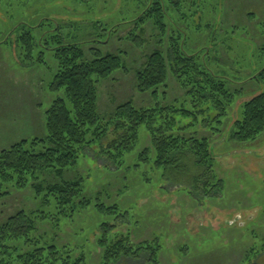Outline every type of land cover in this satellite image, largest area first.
<instances>
[{
	"label": "rangeland",
	"instance_id": "1",
	"mask_svg": "<svg viewBox=\"0 0 264 264\" xmlns=\"http://www.w3.org/2000/svg\"><path fill=\"white\" fill-rule=\"evenodd\" d=\"M136 1L12 2L0 6V36L4 38L19 20L34 23L50 18L58 22L62 33L74 32L76 38L87 42V58L92 57L90 48L101 53L124 51L125 69L98 83L99 113L108 118L118 104L128 99L136 107L152 101L149 93L141 94L135 88V71L142 66L144 54L157 46L151 38V25L146 26L149 44L142 49L118 37L104 43L88 42L96 34L92 22L99 21V27L101 23L107 27L129 18L140 11ZM174 1L181 2L184 14L183 22L176 21L174 27L183 32L185 50L199 52L213 72L235 81L230 85L232 90H243L229 110L222 129L224 137L212 139L215 173L223 179L222 191L217 197L201 200V193L195 190L169 187L161 180L162 169L138 160L136 154L127 158L128 168L117 170L96 144L85 149V157L76 167L83 186L89 189L86 196H99L107 205L116 204L119 215L127 213L122 218L117 214L119 218L111 221L112 217L100 216L91 207L77 209L68 219L61 216L59 222L40 223L38 232L46 234V239L59 248L76 247L74 255L84 253L89 264H101L96 238L102 220L113 224L117 234H124L128 245L156 241L161 264H264V135L248 142L228 139L238 106L260 90L253 82H239L264 65V0ZM123 34L124 31L119 33ZM162 49H166V42ZM49 54L44 49L46 65L28 67L20 61L12 40L0 45V149L23 138L45 134L42 120L51 99L46 88L52 76L49 68L53 67ZM160 91L165 92V102L183 94L171 75L166 88ZM202 134L208 132L202 130ZM145 135L142 126L138 149L148 144ZM111 138L108 134L103 144L107 145ZM8 190L9 194L0 198V224L22 208L31 210L37 206L30 199L29 189ZM138 257H124L111 264H147L145 252Z\"/></svg>",
	"mask_w": 264,
	"mask_h": 264
},
{
	"label": "trees",
	"instance_id": "2",
	"mask_svg": "<svg viewBox=\"0 0 264 264\" xmlns=\"http://www.w3.org/2000/svg\"><path fill=\"white\" fill-rule=\"evenodd\" d=\"M17 1L25 2L0 0V6ZM136 2L140 11L129 18L107 27L92 22L96 34L88 42L104 43L118 37L142 49L149 44L146 26L151 25V38L157 46L144 54L142 66L135 71V88L141 94L149 93L152 101L136 107L128 99L108 118L99 113L98 83L125 69L124 51L101 53L90 48L92 57L87 58V42L76 38L74 32L62 33L58 22L50 18L34 23L19 20L4 38L0 36V45L11 40L16 44L20 61L28 67L46 65L44 49L50 51L53 62L46 88L51 99L42 120L45 134L0 149V198L9 194L10 187L29 189L30 199L37 205L35 209L18 210L0 224V264H89L84 253L74 255L76 247L59 248L38 231L40 223L59 222L61 216L68 219L77 209L91 207L100 216L112 217L111 221L127 213L119 215L116 204L107 205L99 196H86L89 189L83 186L76 167L85 157V149L96 144L117 170L128 168L127 158L136 154L138 160L162 169L161 180L169 187L195 190L201 193V200L217 197L222 191L223 179L215 173L213 138L224 137L222 129L229 110L243 90H232L230 85L235 81L213 72L199 52L185 50L183 32L174 27L176 21L183 22L181 2ZM169 75L183 94L165 102V92L160 89L166 88ZM241 82H253L260 90L238 106L228 139L255 141L264 135V65ZM142 126L148 144L138 149ZM202 130L208 134H202ZM108 134L112 138L104 145ZM108 222L102 220L98 225L96 245L101 250V264L124 257L138 259L142 252L147 264H161L156 241L128 245L125 235L114 232V225Z\"/></svg>",
	"mask_w": 264,
	"mask_h": 264
}]
</instances>
